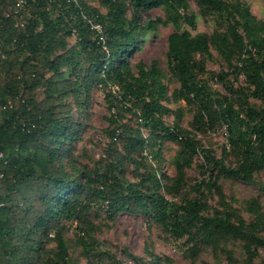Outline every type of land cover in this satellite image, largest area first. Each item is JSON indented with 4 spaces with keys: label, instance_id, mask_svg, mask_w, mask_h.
Masks as SVG:
<instances>
[{
    "label": "trees",
    "instance_id": "trees-1",
    "mask_svg": "<svg viewBox=\"0 0 264 264\" xmlns=\"http://www.w3.org/2000/svg\"><path fill=\"white\" fill-rule=\"evenodd\" d=\"M101 1L104 12L83 0H23L21 6L17 0H0V264H71L62 223L83 219L91 226L86 214L92 205L105 207L109 217L121 211L144 213L175 238H185L190 254L239 240L243 264H264V258L256 262L264 249V204L250 200L253 219L245 221L230 210L215 182L211 185L222 207L212 212L200 197L176 202L165 196L185 185V167L200 143L191 130L164 123L168 108L163 101L169 96L158 60L146 64L130 59L132 50L154 37L159 25L171 24L165 53L178 82L171 96L196 103V130L213 127L217 120L224 123L229 145L240 156L236 165H226L202 148L206 162L225 176L255 182L253 173L264 174V20L243 0H192L201 14L227 27L191 33L182 28V23L195 27L189 0ZM156 7L165 17L151 16ZM213 45L227 61L238 53L234 70L243 74L248 93L244 86L234 87L227 71L214 77L228 92L243 94L241 110L227 97L212 98L200 78ZM38 87L40 98L28 95ZM99 87L110 110L108 158L92 168L78 167L75 158L68 160L71 141L83 124L73 116V107L85 111L92 89ZM249 96L262 105L251 104ZM125 111L139 121L138 129L179 144L171 160L174 174L163 175L156 167L136 181L122 174L127 153L144 151L147 145L139 130L133 133L123 122ZM122 137L124 154L115 145ZM138 163L145 165L142 159ZM257 184L264 193V183ZM50 241H55L52 249L47 248ZM78 243L89 255L87 246L98 242L78 237ZM224 251L230 258V250ZM100 253L110 264H123L108 249ZM148 264L161 262L153 255Z\"/></svg>",
    "mask_w": 264,
    "mask_h": 264
},
{
    "label": "rangeland",
    "instance_id": "rangeland-1",
    "mask_svg": "<svg viewBox=\"0 0 264 264\" xmlns=\"http://www.w3.org/2000/svg\"><path fill=\"white\" fill-rule=\"evenodd\" d=\"M90 6L104 12L106 7L101 0H83ZM190 1V10L195 15V27L182 23V28L188 29L191 33L204 31L211 33L213 29L223 30L226 25H219L213 16L203 15L199 7L192 0ZM249 6L251 12L260 20H264V0H243ZM148 12V11H147ZM143 13L144 19L146 13ZM151 16L160 15L165 17L164 11L159 8H153ZM171 24L159 25L154 37L149 38L140 49H134L131 52V63L138 60L149 64L152 59H157L160 67L166 74L164 82L166 83V92L168 100H164L163 104L168 108L162 116L166 125L179 126L191 130L195 138L200 143V148L196 151L190 161V165L185 167L184 180L185 185L179 193L165 196L176 202H182L184 199H192L200 197L205 202L208 212H212L214 208H221L220 197L214 186L215 182L219 186L220 192L224 196L230 210L242 217L245 221H251L253 215L248 207L250 200H256L264 204V193L259 189L257 183H264V174L259 171L253 173L255 182L244 181L240 178L223 175L218 167L212 166L206 162L201 151L202 148L210 149L211 154L216 158H221L223 164L236 165L239 162V153L233 151L228 142V131L226 126L220 120H217L213 127H205L202 130H196L192 125L193 113L196 111V103L187 104L183 100H175L171 96V92L178 87V82L171 76L166 59V37L173 30ZM241 31V28H239ZM70 42L74 41V36L69 38ZM211 56L204 60V70L200 74L212 93V98L222 99L227 97L236 108H245L239 105L243 94L239 92H228L224 85L217 81L214 75L219 72L227 71V78L230 79L234 87L244 86L245 93L246 81L243 74L236 75L234 66L238 62V53L233 55L231 61H227L225 56L217 50L213 45L210 46ZM234 75L236 77L234 78ZM28 95L40 98L41 87H38ZM240 95V97H239ZM248 100L251 104L262 105L259 99L249 96ZM71 102V101H70ZM123 122H126L133 133H139L147 139L146 149L138 153H127L123 161L121 172L130 181H136L141 174L155 167L159 173L171 176L174 170L171 164L172 158L178 150V143L170 138H159L155 135H149L146 128L138 129V120L129 112H124ZM110 115L108 102L105 99V90L93 88L87 103L85 111H75L73 107V116L82 120L81 131L79 136L72 139V149H70V158H75L78 167L83 164L88 167H94L102 164L107 160V148L111 144V138L108 134L109 122L107 117ZM117 139L116 148L125 153L123 139ZM157 150L158 156L156 155ZM143 160L145 165L138 162ZM65 160V159H64ZM66 161V160H65ZM167 179L163 178L162 183H166ZM192 187L198 188L195 192ZM86 218L92 223L87 225L83 219L68 220L62 223V234L67 242L68 257L71 264H110V259H105L101 255V250L108 249L115 254V257L123 264H148L152 256H156L161 264H243L244 251L239 240L227 239L221 241L219 247L212 249L211 247L201 248L197 254H190L189 246L185 242V238H175L168 231L163 229L156 221L141 212L129 213L121 211L114 217H109L105 211V207L92 205L87 212ZM78 237L90 242V238L94 237L98 243L92 247L87 246L89 255L83 253V247L78 243ZM55 241H50L47 248L52 249ZM230 250V258L225 254L224 250ZM264 258V249L259 250L256 262Z\"/></svg>",
    "mask_w": 264,
    "mask_h": 264
},
{
    "label": "built area",
    "instance_id": "built-area-1",
    "mask_svg": "<svg viewBox=\"0 0 264 264\" xmlns=\"http://www.w3.org/2000/svg\"><path fill=\"white\" fill-rule=\"evenodd\" d=\"M23 4V0H17V2H16V5L17 6H21ZM96 27L98 28L99 27V25H96ZM0 158H4V154H3V152L2 151H0ZM2 176V174L0 173V177ZM1 204V203H0Z\"/></svg>",
    "mask_w": 264,
    "mask_h": 264
}]
</instances>
